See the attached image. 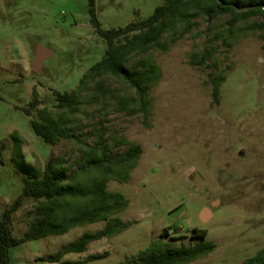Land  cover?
<instances>
[{
    "label": "rangeland",
    "instance_id": "374dc122",
    "mask_svg": "<svg viewBox=\"0 0 264 264\" xmlns=\"http://www.w3.org/2000/svg\"><path fill=\"white\" fill-rule=\"evenodd\" d=\"M165 2L96 0L95 15L104 30L125 27ZM91 9L89 0H0V213L22 193L24 178L42 176L50 162L70 168L73 185L93 190L105 172L87 162L101 160L112 169L108 191L127 203L109 220L128 228L66 253L60 263L108 253L87 264H132L149 247L195 246L203 241L196 231L205 230L216 248L186 264H242L264 247V40L248 28L262 18L231 27L227 14L197 16L163 36L167 48L134 55L128 67L139 60L158 65L145 115L123 79L82 83L107 47ZM40 46L51 54L35 70ZM205 52V64L191 63ZM218 75L225 78L219 100ZM56 91L76 94L77 110L60 106ZM33 119L60 121L62 138L46 143ZM135 146L140 153L130 162L113 160ZM71 202L74 213L89 208L88 200ZM39 205L25 199L13 215L15 236H24ZM107 224L16 245L11 264H57L48 258Z\"/></svg>",
    "mask_w": 264,
    "mask_h": 264
},
{
    "label": "trees",
    "instance_id": "16d2710c",
    "mask_svg": "<svg viewBox=\"0 0 264 264\" xmlns=\"http://www.w3.org/2000/svg\"><path fill=\"white\" fill-rule=\"evenodd\" d=\"M93 25L99 34L107 42L104 57L92 65L89 71L83 76L82 83L87 84L99 77L112 75L123 79L130 87L135 88L137 96L135 100L139 103L137 110L147 115L148 106L151 103L150 89L156 82L159 71L158 65L139 60L129 66L130 59L136 54H144L152 48L161 44L163 49L167 43H161L163 36L176 29L182 23H187L195 17L204 16L213 19L221 15L229 16V23L234 27L240 21L248 20L251 17H261L262 20L253 22L248 28L254 31H262L260 37L264 40V0H166L159 5L154 12L145 19L130 22L125 27H118L104 30L100 21L95 15L96 0H89ZM209 58V52H205L202 58L191 59L192 64H205ZM213 94L219 100L220 87L225 81L224 76L215 77ZM59 105L69 108L72 111L78 108V97L76 94L56 91ZM31 102V107L37 104ZM26 114L32 116L31 108H24ZM31 125L37 135L44 138L48 144H55L63 136L62 123L60 121L31 120ZM140 153L138 146L128 149L125 155L114 157L113 160L119 164L128 163ZM89 166H94L105 174L100 178H94V189L73 185L74 178L69 174L70 168L55 167L54 163L47 164L44 174L40 177H25L22 193L17 196L6 210L0 213V264H11V248L21 243L44 238L51 235H63L72 228L83 226L95 221L108 220L106 228L95 232H85L74 240L68 247L62 248L48 259L51 262H59L69 252L82 253L94 240L110 237L128 228L127 224H115L109 217L126 206L123 195L118 192H110L107 189L109 179L107 173L112 169L104 167L101 160H88ZM26 198L40 200L38 215L28 224L24 236L14 235L13 215L21 208ZM70 198V199H69ZM88 200V209L74 213L71 199ZM66 201L70 209L65 210ZM196 236L203 241L195 246L182 244L181 246H153L141 251L138 259L132 264H186L199 256L214 251L216 244L205 241L206 231L197 230ZM108 253L94 254L92 257L76 261H63L57 264H87L91 260L103 259ZM121 264H126L122 262ZM242 264H264V247L256 255L247 258Z\"/></svg>",
    "mask_w": 264,
    "mask_h": 264
},
{
    "label": "water",
    "instance_id": "95a60500",
    "mask_svg": "<svg viewBox=\"0 0 264 264\" xmlns=\"http://www.w3.org/2000/svg\"><path fill=\"white\" fill-rule=\"evenodd\" d=\"M50 54H51V52L48 51L47 48H45L43 46L38 47V58L36 60V63L34 64V69L39 70V66L43 63L45 57L50 56ZM206 213H209V212H207V210H206Z\"/></svg>",
    "mask_w": 264,
    "mask_h": 264
},
{
    "label": "bare ground",
    "instance_id": "6f19581e",
    "mask_svg": "<svg viewBox=\"0 0 264 264\" xmlns=\"http://www.w3.org/2000/svg\"><path fill=\"white\" fill-rule=\"evenodd\" d=\"M204 216L206 217L207 216V213L205 212Z\"/></svg>",
    "mask_w": 264,
    "mask_h": 264
}]
</instances>
